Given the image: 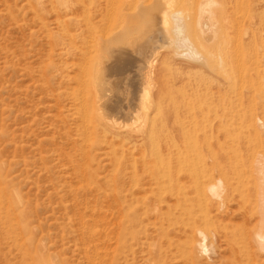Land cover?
Here are the masks:
<instances>
[{
	"label": "bare ground",
	"instance_id": "1",
	"mask_svg": "<svg viewBox=\"0 0 264 264\" xmlns=\"http://www.w3.org/2000/svg\"><path fill=\"white\" fill-rule=\"evenodd\" d=\"M72 2H62L76 17L66 41L79 43L72 105L84 137L130 155L115 193L126 222L155 210L190 264H264V0Z\"/></svg>",
	"mask_w": 264,
	"mask_h": 264
},
{
	"label": "rangeland",
	"instance_id": "2",
	"mask_svg": "<svg viewBox=\"0 0 264 264\" xmlns=\"http://www.w3.org/2000/svg\"><path fill=\"white\" fill-rule=\"evenodd\" d=\"M62 2L73 8L72 0H0V264H190L170 242L182 237L169 231L166 238L155 210L126 222L117 178L130 155L117 151V165L99 133L84 137L81 107L72 105L79 43L65 38L76 17ZM147 148L137 155L133 147L131 156ZM124 241L132 247L126 263Z\"/></svg>",
	"mask_w": 264,
	"mask_h": 264
}]
</instances>
